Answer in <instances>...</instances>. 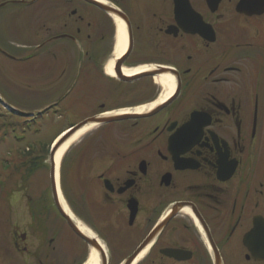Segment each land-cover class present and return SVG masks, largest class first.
Listing matches in <instances>:
<instances>
[{
    "label": "flooded vegetation",
    "instance_id": "flooded-vegetation-1",
    "mask_svg": "<svg viewBox=\"0 0 264 264\" xmlns=\"http://www.w3.org/2000/svg\"><path fill=\"white\" fill-rule=\"evenodd\" d=\"M100 1L129 21L123 69L147 68L129 80L107 74L115 18L87 0H0V65L30 64L42 114L127 116L68 150L67 206L107 264H264V0Z\"/></svg>",
    "mask_w": 264,
    "mask_h": 264
},
{
    "label": "rangeland",
    "instance_id": "rangeland-1",
    "mask_svg": "<svg viewBox=\"0 0 264 264\" xmlns=\"http://www.w3.org/2000/svg\"><path fill=\"white\" fill-rule=\"evenodd\" d=\"M29 77V63L0 65V264H79L91 250L64 223L50 184L51 147L67 121L61 105L39 117L51 102L31 95ZM25 119L31 120L28 126ZM9 122L18 126H4ZM68 158L72 162L65 154L60 169L66 206L65 188L75 179ZM67 209L79 221L82 215L93 223L92 214Z\"/></svg>",
    "mask_w": 264,
    "mask_h": 264
},
{
    "label": "water",
    "instance_id": "water-1",
    "mask_svg": "<svg viewBox=\"0 0 264 264\" xmlns=\"http://www.w3.org/2000/svg\"><path fill=\"white\" fill-rule=\"evenodd\" d=\"M87 2L93 4L94 6H96L97 8H99L100 10L105 12L106 14L110 15L111 17L122 20L126 24V28H127L128 32L130 33L131 27H130L129 21H128L127 17L125 16V14H123L122 12L118 11L117 9H115V8L109 6L108 4H105L103 2H98L95 0H87ZM129 52H130V48L127 50L126 54L124 56H122V58L115 63V67H114L117 76L123 80H129L130 79L128 76H125V74L123 73V67H122V63L126 59ZM146 75H154V74L150 73V74H146ZM125 118H127V116H106V117L102 116V117H96V118H92V119H89L87 121H84V122L80 123L79 125H77L76 127H74L67 134H66V132L64 134H62L60 136L62 138H59L60 140L56 141L54 143V145L52 146L51 152H50V184H51V192H52L54 204H55L60 216L68 224V226L70 227L72 232L78 238L85 241L88 244L90 249L98 252L97 254L100 257L101 264H107V255L105 253V250L102 248L101 244L99 243V240L97 238H92L86 232H83L81 227L79 226V223H77L75 221L73 215L70 213V216H69L67 214V212L61 206V203L59 201L58 192H57V184H56V178H55L56 170H55V165L53 163V159L57 153V150L67 140H69L74 134H76L80 130H83L84 128L89 127V126H99V125H102L105 123H111V122L119 121V120H122ZM147 244H148V242L146 241L142 245L141 249L145 248L147 246ZM132 261H133V259H130L129 261H127L126 264H130Z\"/></svg>",
    "mask_w": 264,
    "mask_h": 264
},
{
    "label": "bare ground",
    "instance_id": "bare-ground-1",
    "mask_svg": "<svg viewBox=\"0 0 264 264\" xmlns=\"http://www.w3.org/2000/svg\"><path fill=\"white\" fill-rule=\"evenodd\" d=\"M98 2H101L100 0H96ZM115 24L117 28V34H116V44H115V51H114V58L109 61V63L106 65V72L109 76L115 77V62L117 59L121 58L124 56L128 50V37H127V30H126V24L120 20L115 18ZM147 68L141 67L137 69H129V68H124L123 73L125 76H132L137 73H141L143 71H146ZM158 83L161 85H164L169 88V95L173 92L174 90V82L173 79L169 75H165L162 77H159L156 79ZM90 127V126H89ZM86 127L83 130H80L76 134H74L69 140H67L58 150L57 153L53 159V163L55 165V170H56V184H57V192L59 196V201L61 203V206L63 209L67 212V214L70 216V213L67 209V206L65 205L63 201V197L61 194L60 190V169H61V163L62 159L67 154L68 150L73 146L80 138H82L88 131L91 130V128ZM93 127V126H92ZM62 138V137H59ZM57 138L56 141H59L60 139ZM74 217V216H73ZM75 221L79 223V226L81 227L83 232H86L88 235H90L92 238L93 237V232H91L87 227H85L84 224L81 223L78 219L74 217ZM99 243L101 244L102 248L105 250V253L107 252V248L105 243L102 240H99ZM95 250L90 251L89 256L85 262V264H101L100 262V257L97 254Z\"/></svg>",
    "mask_w": 264,
    "mask_h": 264
},
{
    "label": "trees",
    "instance_id": "trees-1",
    "mask_svg": "<svg viewBox=\"0 0 264 264\" xmlns=\"http://www.w3.org/2000/svg\"><path fill=\"white\" fill-rule=\"evenodd\" d=\"M60 134H61V133H60ZM60 134H59V135H60ZM59 135H58V136H59ZM58 136H57V137H58ZM57 137H56V138H57Z\"/></svg>",
    "mask_w": 264,
    "mask_h": 264
}]
</instances>
